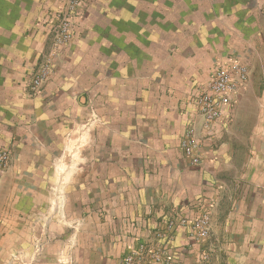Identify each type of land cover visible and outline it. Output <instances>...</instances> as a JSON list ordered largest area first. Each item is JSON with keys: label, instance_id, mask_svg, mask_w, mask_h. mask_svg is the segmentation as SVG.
Wrapping results in <instances>:
<instances>
[{"label": "crops", "instance_id": "1", "mask_svg": "<svg viewBox=\"0 0 264 264\" xmlns=\"http://www.w3.org/2000/svg\"><path fill=\"white\" fill-rule=\"evenodd\" d=\"M59 1L0 0V150L9 170L82 172L84 230L98 264L108 250L119 264L140 243L165 245L169 264H187L207 239L199 245L179 226L169 239L156 235L173 218L203 213L210 234H226L227 215L249 195L240 156L250 152L249 139L237 138L239 97L203 131L187 94L214 61L257 54L264 0H89L72 41L51 55L42 22ZM47 60L50 74L32 93L25 78ZM186 112L203 138L199 165L179 149ZM59 155L82 163L60 165ZM243 215L238 206L235 217Z\"/></svg>", "mask_w": 264, "mask_h": 264}, {"label": "rangeland", "instance_id": "2", "mask_svg": "<svg viewBox=\"0 0 264 264\" xmlns=\"http://www.w3.org/2000/svg\"><path fill=\"white\" fill-rule=\"evenodd\" d=\"M261 39L257 54L245 61L251 75L236 107L237 138L249 139L250 145V152L240 156L249 195L235 207L236 215L238 206H243L244 219L227 215L226 234L221 235L210 234L208 225L206 251L186 257L187 264H264V34ZM57 162L77 165L82 156L59 155ZM61 167L57 173L12 172L9 156L0 177V264H98L84 230L82 184L78 183L82 172ZM41 178L47 180V187L32 181ZM52 179L58 180L57 187H50ZM194 242L203 244V240ZM110 253L105 264H112Z\"/></svg>", "mask_w": 264, "mask_h": 264}, {"label": "built area", "instance_id": "3", "mask_svg": "<svg viewBox=\"0 0 264 264\" xmlns=\"http://www.w3.org/2000/svg\"><path fill=\"white\" fill-rule=\"evenodd\" d=\"M89 0H60L55 9L46 12L42 26L47 30L53 42L55 54L74 38V24L83 18ZM51 61L47 60L40 67L31 71L25 81L32 93H38L51 70ZM250 68L240 58L229 56L223 60L214 61L207 80L193 87L188 95V104L195 115L202 119L203 131L212 130L220 123L228 108L235 103L243 92L249 80ZM193 112H186L187 125L180 139L179 149L184 157L193 165L203 163L205 154L202 152L203 138L197 135V120ZM9 162L6 151L0 150V177ZM209 215L203 213L193 221L171 219L165 225V230L156 235L159 239H169L176 227L188 231L189 237L196 241L205 240L208 236ZM165 245L157 249L150 248L147 243H140L136 248H128L121 264H169L166 258Z\"/></svg>", "mask_w": 264, "mask_h": 264}]
</instances>
